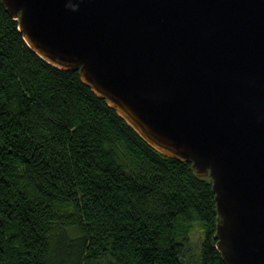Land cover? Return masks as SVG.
<instances>
[{
  "label": "water",
  "instance_id": "1",
  "mask_svg": "<svg viewBox=\"0 0 264 264\" xmlns=\"http://www.w3.org/2000/svg\"><path fill=\"white\" fill-rule=\"evenodd\" d=\"M151 148L209 178L225 264H264V0H1Z\"/></svg>",
  "mask_w": 264,
  "mask_h": 264
},
{
  "label": "trees",
  "instance_id": "2",
  "mask_svg": "<svg viewBox=\"0 0 264 264\" xmlns=\"http://www.w3.org/2000/svg\"><path fill=\"white\" fill-rule=\"evenodd\" d=\"M216 216L210 179L42 60L0 0V264H225Z\"/></svg>",
  "mask_w": 264,
  "mask_h": 264
},
{
  "label": "rangeland",
  "instance_id": "3",
  "mask_svg": "<svg viewBox=\"0 0 264 264\" xmlns=\"http://www.w3.org/2000/svg\"><path fill=\"white\" fill-rule=\"evenodd\" d=\"M199 235H201L200 228H198V226H195L193 228V231L190 233V239H191L190 241L192 244H195V240H197ZM99 264H110V263H107L106 261H102Z\"/></svg>",
  "mask_w": 264,
  "mask_h": 264
}]
</instances>
